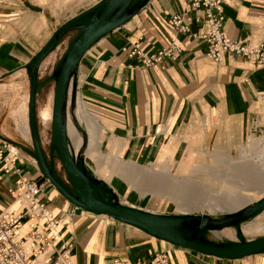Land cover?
I'll return each mask as SVG.
<instances>
[{
	"label": "crops",
	"instance_id": "obj_1",
	"mask_svg": "<svg viewBox=\"0 0 264 264\" xmlns=\"http://www.w3.org/2000/svg\"><path fill=\"white\" fill-rule=\"evenodd\" d=\"M101 1L0 0V137L19 151L20 171L3 174L0 209L19 208L10 191L20 177L40 181L39 197L60 221L51 234L58 236L54 257L67 251L73 264H137L161 253L170 256L171 264H264V254L228 260L172 245L136 226L77 207L43 179L26 145L32 141L28 67L61 26ZM222 8L227 37L247 40L251 47L264 45V0H225ZM62 9L70 10V18L54 22ZM176 15L184 17L189 33L173 27ZM196 15L187 11V0H151L127 24L96 43L80 63L76 110L88 137L81 163L125 206L172 215L158 209V198H168L181 215L193 214L177 210L174 185H203L220 170L241 172L245 166L231 167L234 155L242 158L246 148L264 152V67L229 53L220 63L211 60ZM172 41L182 52L177 61L165 60L163 68L144 67L129 55L136 44L152 55ZM57 57L52 53L42 63L39 89L55 84ZM56 176L72 190L67 174ZM96 191L109 202L105 191ZM24 223L23 228L29 226L27 219ZM29 232L30 226L25 235ZM241 239L237 231L236 240L221 242Z\"/></svg>",
	"mask_w": 264,
	"mask_h": 264
},
{
	"label": "water",
	"instance_id": "obj_2",
	"mask_svg": "<svg viewBox=\"0 0 264 264\" xmlns=\"http://www.w3.org/2000/svg\"><path fill=\"white\" fill-rule=\"evenodd\" d=\"M103 0L95 7L74 17L61 26L47 45L34 57L28 67L31 78L29 99V120L36 161L43 179L53 184L71 203L97 215L109 217L136 226L158 239L172 245L197 251L206 256L220 259L240 260L264 254V236L242 242H216L207 237L211 231L238 227L256 214L264 211V197L243 209L219 218L211 215H160L123 205L114 192L105 184L90 176L80 164L83 150L88 146V137L79 125L84 144L78 156L70 149L68 138V108L74 111L77 105L76 78L80 63L88 51L102 38L127 24L141 12L151 0ZM89 18L84 23H78ZM71 32H77L65 54L57 64L59 75L56 80L53 107V146L67 174L72 190L67 189L53 175L43 152L36 114V96L39 70L42 63L57 49L60 40ZM73 88L71 100L70 89ZM70 100V102H69ZM96 188L109 196V202L102 199Z\"/></svg>",
	"mask_w": 264,
	"mask_h": 264
},
{
	"label": "built area",
	"instance_id": "obj_3",
	"mask_svg": "<svg viewBox=\"0 0 264 264\" xmlns=\"http://www.w3.org/2000/svg\"><path fill=\"white\" fill-rule=\"evenodd\" d=\"M225 0H187V11L198 13L196 22L204 28L202 35L207 45V56L216 63L224 59L225 54H233L247 58L252 63L264 67V45L251 47L247 40H234L225 34L226 17L222 8ZM173 27L180 33H189L190 29L184 24V17L176 15L172 19ZM182 49L176 41L157 53L147 55L136 44L130 52L131 58H139L144 67L154 65L163 68L165 60L177 61ZM13 145L0 137V181L3 174H10L16 169L19 151L13 152ZM17 188L10 191L15 202L21 203V210L2 211L0 209V264H73L67 251L54 257L53 242L58 236H51L58 227L59 220L48 210L40 199L41 185L38 181L26 180L20 177ZM30 226V232L23 236L20 230L25 225ZM114 264H130L116 260ZM137 264H171L170 256L161 253L150 261Z\"/></svg>",
	"mask_w": 264,
	"mask_h": 264
},
{
	"label": "rangeland",
	"instance_id": "obj_4",
	"mask_svg": "<svg viewBox=\"0 0 264 264\" xmlns=\"http://www.w3.org/2000/svg\"><path fill=\"white\" fill-rule=\"evenodd\" d=\"M70 0H64L68 2ZM56 12V11H54ZM57 16L54 22L63 23L70 18V10L62 9L57 11ZM58 24V23H57ZM76 32H71L64 37L62 42L58 45L57 49L53 53H57V64L61 57L65 54L70 42L76 36ZM56 64V66H57ZM56 68V67H55ZM55 84H51L45 88L43 84L38 90V96H36V114L39 129V137L43 152L45 157L49 161H52L55 165L56 173L65 175L66 172L62 166L61 161L58 156L53 151V134H52V107L54 97L52 98V93L54 94ZM55 95V94H54ZM51 99L48 103V98ZM47 102V103H46ZM48 104L51 107L48 108ZM70 125L68 129L69 139L72 146L76 152L73 153L74 156H78L79 147V133L70 117ZM262 136V135H261ZM263 137V136H262ZM25 143V142H24ZM26 145L34 151L32 141H28ZM234 161H232V166H245V168L240 172L239 170L226 169L224 171H219V174L211 175L213 178L209 179L208 183L205 184H192L189 183L176 184L172 188H178L181 191V196H177V210L180 212L191 211L196 215H212V216H223L227 213H235L241 210L243 207L251 202H255L264 197V152L253 153L249 148L241 158V155H234ZM239 159V160H238ZM217 172L216 170H214ZM182 179L183 176H178ZM194 181L200 180V178L192 179ZM226 181H228V184ZM255 182V183H254ZM183 188V189H182ZM108 196V195H107ZM157 200V199H156ZM160 202V211H166L172 213V215H181L176 211L175 206L168 200V198H158ZM190 207V208H185ZM181 207V208H180ZM184 207V208H183ZM242 225V226H241ZM240 227L244 232L241 235L246 238H260L264 236V211L255 215L251 219L242 223ZM239 228L233 227L226 229L221 236V240H236L237 231ZM222 231H219L221 233ZM210 234V233H209ZM241 239V237L238 235ZM246 237V238H245ZM242 240V239H241ZM240 240V241H241ZM219 241V239H215Z\"/></svg>",
	"mask_w": 264,
	"mask_h": 264
},
{
	"label": "bare ground",
	"instance_id": "obj_5",
	"mask_svg": "<svg viewBox=\"0 0 264 264\" xmlns=\"http://www.w3.org/2000/svg\"><path fill=\"white\" fill-rule=\"evenodd\" d=\"M57 67V66H56ZM56 69L57 68H55V70H54V73H57V75H59V69L56 71ZM55 86H56V80H55ZM72 93H73V88L71 87V89H70V96H69V98H70V100H71V97H72ZM76 97H77V93H76ZM54 98H55V95H54ZM70 100H69V102H70ZM76 101H77V99H76ZM53 107H54V101H53ZM53 107H52V121H53ZM76 107H77V105H76ZM70 117H71V119H72V121H73V123H74V125H75V127H76V125H79L81 128H82V130L84 131V129H83V127H82V125L84 126V124H83V121H82V118H81V116H80V114L79 115H77V110L75 109L74 111H72L71 110V106H70V104H69V108H68V127H69V119H70ZM77 129V128H76ZM77 131H78V133H79V147H78V149H80L79 150V152L77 153V154H79L81 151H82V147H83V144H84V137H83V134L77 129ZM85 132V131H84ZM86 133V132H85ZM52 134H53V130H52ZM87 134V133H86ZM68 138H69V134H68ZM31 140H32V136H31ZM53 140H54V136H53ZM33 143V142H32ZM69 144H70V149H71V151L73 152V153H75L76 154V152H75V150H74V148H73V146H72V143H71V141H70V139H69ZM13 148V147H12ZM34 148V147H33ZM13 150V152H15L16 150L13 148L12 149ZM26 180H28V178H25ZM183 189V188H182ZM174 193H176V195L178 196V197H180L181 196V191H180V189H178V188H175L174 189ZM256 202V201H255ZM18 204H19V208L21 207V203L20 202H17ZM252 203H254V202H251V203H249V204H252ZM248 204V205H249ZM247 206V205H246ZM245 206V207H246ZM18 208V209H19ZM244 208V207H243ZM242 208V209H243ZM18 209L17 210H14V211H16V212H18ZM228 214H231V213H227L226 215H228ZM212 216V215H211ZM224 216V215H223ZM212 217H215V218H219V217H222V216H212ZM242 226V225H241ZM229 228H233V227H228V228H225V229H223V230H220V231H222L221 233H219V231H211V232H208L207 233V237L209 238V239H211V240H213V241H215V239H219V241H216V242H221V236H223L222 235V233L227 229H229ZM29 229V226H26L25 228H23L22 229V231L20 232V234L21 235H25V233H26V231ZM240 233H242V232H244L243 230H242V227H240ZM56 232V230L54 231V233ZM210 233V234H209ZM55 235V234H54ZM52 251H54V249L53 248H51L50 250H49V252H52Z\"/></svg>",
	"mask_w": 264,
	"mask_h": 264
},
{
	"label": "trees",
	"instance_id": "obj_6",
	"mask_svg": "<svg viewBox=\"0 0 264 264\" xmlns=\"http://www.w3.org/2000/svg\"><path fill=\"white\" fill-rule=\"evenodd\" d=\"M137 1H139V0H136L134 3H136ZM88 19L89 18H84V19H82V20H80L79 22H86V21H88ZM64 37H66V36H64ZM64 37L60 40V42H59V44L62 42V40L64 39ZM71 43V42H70ZM58 44V45H59ZM55 78V77H54ZM38 90H39V84H37V93H38ZM52 148H53V151H54V153H56V155H57V152H56V150H55V148H54V146H52ZM32 154H33V157H35V152L33 151L32 152ZM58 156V155H57ZM35 159H36V157H35ZM47 159V158H46ZM48 161V164H49V167H50V170L52 171V173H53V175H54V177L59 181V179L57 178V176H56V171H55V166H54V163H52V161H49V160H47ZM80 164L82 165V163L80 162ZM85 169V168H84ZM40 182V181H39ZM60 182V181H59ZM61 183V182H60ZM40 184V183H39ZM62 184V183H61ZM261 213V212H260ZM259 214V213H258ZM257 215V214H256ZM254 217V216H253ZM238 235L242 238V241H243V236L241 235V233L239 232L238 233Z\"/></svg>",
	"mask_w": 264,
	"mask_h": 264
},
{
	"label": "flooded vegetation",
	"instance_id": "obj_7",
	"mask_svg": "<svg viewBox=\"0 0 264 264\" xmlns=\"http://www.w3.org/2000/svg\"><path fill=\"white\" fill-rule=\"evenodd\" d=\"M78 23H84V22H78ZM77 33V32H76Z\"/></svg>",
	"mask_w": 264,
	"mask_h": 264
}]
</instances>
